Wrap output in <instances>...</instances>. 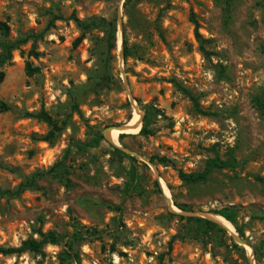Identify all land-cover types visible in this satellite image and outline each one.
<instances>
[{
  "label": "rangeland",
  "instance_id": "rangeland-1",
  "mask_svg": "<svg viewBox=\"0 0 264 264\" xmlns=\"http://www.w3.org/2000/svg\"><path fill=\"white\" fill-rule=\"evenodd\" d=\"M74 18L115 22L114 47ZM0 22V41L42 34L0 67V192L21 187L0 193V246L61 238L0 264H264V0H0ZM136 116L112 143L106 129ZM216 157L234 165L178 177ZM222 209L234 231L205 236L200 220Z\"/></svg>",
  "mask_w": 264,
  "mask_h": 264
},
{
  "label": "trees",
  "instance_id": "trees-1",
  "mask_svg": "<svg viewBox=\"0 0 264 264\" xmlns=\"http://www.w3.org/2000/svg\"><path fill=\"white\" fill-rule=\"evenodd\" d=\"M57 19H62V16L53 17L50 20L48 26L53 25V22ZM75 22L82 29H87L90 26L99 25V27H101L105 33V42H106L107 50L110 51L114 47L115 33H116L115 22L105 21L103 19L98 20L97 22L92 21L89 24H84V25L78 19H75ZM194 33H195L196 38L199 39V34H198L196 28H195ZM0 34L2 37H7L9 34V28L5 22H0ZM41 37H42V34H31V33H29V34L23 35L21 39H18L12 43L0 41V67H2L5 63H7L11 59V53L13 50L17 49V47L27 43L29 40H31L32 43L34 44ZM78 42H79V39L76 40L75 45ZM29 55L34 56V57L38 56V54L33 49L29 52ZM123 55H124V59H126L129 56V53L127 52V49H126L125 39L123 40ZM3 79H4V73L0 71V83L3 81ZM177 87L181 92L187 94L186 90L182 89L178 85H177ZM253 101H254L255 108L262 114V116L264 118V97H262V98L255 97ZM74 109L76 111H78L76 105H74ZM196 109H197V106H196ZM8 110H9V107L7 106V104L0 101V113L6 112ZM197 111L199 114L205 115V112H203L199 108ZM29 115L33 116L31 114H29ZM35 117L41 119L49 127L52 128V131L49 133V135H53L55 132H58L62 129V128L57 126V122L53 118H51L48 114H46L44 112H40L39 114L35 115ZM65 124H66V122L64 121L62 123V125L64 126ZM149 133L150 132L147 130V122H146V116H145L144 125L142 126V128L140 130V134H149ZM122 135H124V134H122ZM102 139H103L102 136L95 137L94 140H92V142L89 144V147L98 146L100 140H102ZM113 150L116 153L124 155L118 148L113 147ZM126 157L129 158L131 161H134L133 157H130V156H126ZM161 161H162V163H165V160H161ZM233 165H234V162H232V159L221 160V159L216 157V158L209 160L205 164L204 168L199 172L185 173L182 170H178V177L186 184L205 183L208 181L209 176L211 175V173L213 171L224 169L226 167H230ZM62 166L63 165L59 163L58 167H62ZM258 180L261 181V178H258ZM133 189H134V178L132 179L130 186H128L126 188L125 193L129 194ZM20 190H21V187H19L18 190H16L14 193H11L9 191L0 192V193L2 195H16L20 192ZM176 206L181 211H185V208L183 206H181L179 204H176ZM214 214L217 216H220L221 218H223L224 220H226L228 222H231V223L234 222V212H232L228 209L219 210L217 212H214ZM200 221L203 222L202 232L205 236L209 235L211 229L216 228L215 223L212 222L211 220L201 219ZM76 234H80V233H76ZM238 234H239L240 238H243V233L241 231H239ZM39 235L41 237L40 240H37L34 238H29V239L23 241L21 243V245L18 247H2V246H0V256H12V255L20 256V255L27 253V252L40 254V253H42L43 247L45 245L56 244L61 239L59 236L55 235L54 233L42 234L40 232ZM69 249H71V248H69ZM66 255L67 256L69 255V253L67 251H66Z\"/></svg>",
  "mask_w": 264,
  "mask_h": 264
},
{
  "label": "bare ground",
  "instance_id": "bare-ground-1",
  "mask_svg": "<svg viewBox=\"0 0 264 264\" xmlns=\"http://www.w3.org/2000/svg\"><path fill=\"white\" fill-rule=\"evenodd\" d=\"M137 121V116L133 119V121L131 122V124H129V126H133L132 128H124L123 130H111L108 133V138L112 141V143H116L117 142V136L119 133H131V132H135L136 130L139 129V123H135ZM119 143V142H118ZM211 219L216 220L218 223H220L221 225L227 227L231 232H233V228L232 225L227 222L226 220H224L221 217L218 216H210ZM226 228V229H227Z\"/></svg>",
  "mask_w": 264,
  "mask_h": 264
},
{
  "label": "water",
  "instance_id": "water-1",
  "mask_svg": "<svg viewBox=\"0 0 264 264\" xmlns=\"http://www.w3.org/2000/svg\"><path fill=\"white\" fill-rule=\"evenodd\" d=\"M124 128H128V127H108L107 129H106V133H109L111 130H113V129H115V130H123ZM128 152V154H130V155H132V153L131 152H129V151H127ZM168 202H169V200H168ZM208 219L207 220H211L212 222H214V223H218L217 221H215V220H213V219H211L210 217H207ZM234 239H235V241L239 244V245H245V242H244V240H242L239 236H235L234 235Z\"/></svg>",
  "mask_w": 264,
  "mask_h": 264
}]
</instances>
